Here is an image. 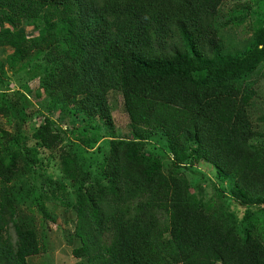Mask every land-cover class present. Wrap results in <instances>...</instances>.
<instances>
[{"label": "trees", "instance_id": "1", "mask_svg": "<svg viewBox=\"0 0 264 264\" xmlns=\"http://www.w3.org/2000/svg\"><path fill=\"white\" fill-rule=\"evenodd\" d=\"M225 1L0 0V49L11 48L14 63L37 53L51 65L40 85L51 96L47 111L74 107L90 148L98 141L87 133L99 134L101 122L114 127L109 97L119 93L133 132L112 140L93 172L48 116L33 147L4 131L0 264H30L45 253L41 226L56 221L49 204L76 213L82 245L73 255L87 264H264V241L242 239L205 211L187 178L165 172L168 160L174 168L208 163L236 183L233 199L247 223L250 211H264V149L251 144L256 91L246 79L264 62V33L247 51L223 54ZM25 26L38 27V37L28 38ZM0 113L10 110L1 105ZM156 135L167 153L155 149ZM39 149L60 153L69 185L40 173Z\"/></svg>", "mask_w": 264, "mask_h": 264}, {"label": "rangeland", "instance_id": "2", "mask_svg": "<svg viewBox=\"0 0 264 264\" xmlns=\"http://www.w3.org/2000/svg\"><path fill=\"white\" fill-rule=\"evenodd\" d=\"M218 17L222 24V53L241 54L250 49L257 34L264 33V0H226L219 9ZM22 31L28 38L34 39L38 37L40 30L36 26H25ZM12 54L13 50L9 47L0 49V107L2 105L10 110L9 116L0 113V140L4 131L23 134L29 138L28 145L33 147L36 144L30 138L48 116L54 121L55 128L62 131L65 146L79 147L85 168L96 172L100 163L109 155L112 140L133 138L123 97L119 93H111L109 99L113 109L114 127L109 129L101 122L99 134L96 133L98 131L87 133L91 139L97 137L98 142L90 148L84 146L82 140L87 139L83 132L87 125L84 116L78 117L74 107L68 110L55 109L51 112L46 110V106L51 104V96L45 93L40 85L51 65L44 59V54L33 53L21 63L11 61ZM246 79L256 91L248 108L254 130L257 132L251 144L256 149L263 150L264 62ZM153 145L158 153L165 154V143L160 135L154 137ZM38 156L40 173L69 185L61 172L59 152L50 153L39 149ZM170 170L187 178L191 190L201 198L208 214L223 218L236 229L242 239L250 236L264 241V211H250L252 213L247 223V209L236 204L233 199L236 183L232 179L222 178L212 165L205 162H199L197 166L174 168L171 160L165 161V172ZM48 209L56 221L44 222V226H41L46 251L31 258L30 264H87L85 260L77 259L73 255V250L82 245L75 234L76 213L55 204H49ZM38 221L42 222L40 216ZM163 224L168 226V220H163ZM246 227L252 230L246 232Z\"/></svg>", "mask_w": 264, "mask_h": 264}]
</instances>
